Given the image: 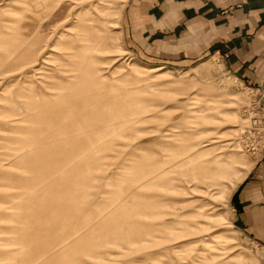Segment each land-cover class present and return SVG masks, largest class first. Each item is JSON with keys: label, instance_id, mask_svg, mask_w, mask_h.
<instances>
[{"label": "rangeland", "instance_id": "obj_1", "mask_svg": "<svg viewBox=\"0 0 264 264\" xmlns=\"http://www.w3.org/2000/svg\"><path fill=\"white\" fill-rule=\"evenodd\" d=\"M125 3L0 0V264H264L230 205L264 153L243 83L131 52Z\"/></svg>", "mask_w": 264, "mask_h": 264}, {"label": "crops", "instance_id": "obj_2", "mask_svg": "<svg viewBox=\"0 0 264 264\" xmlns=\"http://www.w3.org/2000/svg\"><path fill=\"white\" fill-rule=\"evenodd\" d=\"M122 23L139 56L163 52L178 64L219 55L243 84L264 86V0H126ZM230 205L243 235L264 245V153Z\"/></svg>", "mask_w": 264, "mask_h": 264}, {"label": "built area", "instance_id": "obj_3", "mask_svg": "<svg viewBox=\"0 0 264 264\" xmlns=\"http://www.w3.org/2000/svg\"><path fill=\"white\" fill-rule=\"evenodd\" d=\"M247 103L243 117L246 120V132L257 151L264 150V86L253 87L243 84Z\"/></svg>", "mask_w": 264, "mask_h": 264}, {"label": "bare ground", "instance_id": "obj_4", "mask_svg": "<svg viewBox=\"0 0 264 264\" xmlns=\"http://www.w3.org/2000/svg\"><path fill=\"white\" fill-rule=\"evenodd\" d=\"M46 88H47V87H46ZM54 96H55V95H54ZM58 96H59V95H58ZM52 98H54V97H52ZM49 101H50V100H49ZM51 102H52V101H51ZM29 103H30V102H29ZM48 103H49V102H48ZM26 104H27V103H26ZM30 104H31V103H30ZM32 104H33V103H32ZM32 104H31V105H32ZM51 104H52V103H51ZM41 105H42V104H41ZM37 106H38V105H37ZM37 106H36L35 108H37ZM40 107H41V106H40ZM38 108H39V106H38ZM38 108H37V109H38ZM20 111H21V110H20ZM39 111H40V110H39ZM47 111H49V110L47 109ZM55 111H56V110H55ZM44 112H45V111H44ZM45 113H47V112H45ZM45 113H44V114H45ZM65 113H66V112H65ZM27 114H28V113H27ZM29 114H30V113H29ZM29 114H28V115H29ZM37 114H38V113H37ZM37 114H36V115H37ZM34 115H35V114H34ZM40 115H41V112H40V114H38V116H37V120H38V119H42V118L40 117ZM65 115H66V114H65ZM27 117H28V116H27ZM31 117H32V116H31ZM62 117H63V116H62ZM17 118H19V117H17ZM24 118H26V117H24ZM24 118H23V119H24ZM46 118H47V117H46ZM13 119H14V118H13ZM20 119H22V118L20 117ZM30 119H31V118H30ZM30 119H29V121H30ZM59 119H60V118H59ZM31 120H32V119H31ZM33 120H34V119H33ZM11 121H12V120H11ZM13 121H14V122H17V121H19V120H17V121L13 120ZM27 121H28V119H27ZM9 122H10V121H9ZM40 122H43V121H40ZM40 122H39V121L34 122L33 125H32V130H33L34 128H36V127H39V123H40ZM11 123L13 124V122H11ZM28 123H29V122H28ZM15 124H16V123H15ZM17 124H18V123H17ZM44 124H45V122H44ZM20 125H21V124H20ZM21 126H22V125H21ZM22 127H23V126H22ZM25 127H26V126H25ZM29 128H30V127H29ZM20 129H21V128H19V130H20ZM19 130H18L17 132H19ZM22 130H23V129H22ZM29 130H30V129H28V131H29ZM32 130H31L30 132H28V133H31V134H32ZM36 131H37V130H36ZM26 132H27V131H25V134H26ZM33 132H34V131H33ZM23 133H24V131H23ZM23 133H20V134H23ZM34 133H37V132H34ZM34 133H33V134H34ZM41 133H42V132H38L37 134H41ZM14 134H15V133H14ZM25 134H24V135H25ZM43 134H44V133H43ZM17 135H18V134H17ZM24 135H23V136H24ZM26 135H27V134H26ZM26 135H25V136H26ZM19 136H20V135H19ZM31 136H32V135H31ZM33 137H34V136H33ZM13 138H15V137H13ZM16 138H17V136H16ZM21 139H22V138H21ZM28 139H29V138H28ZM32 139L37 140L38 137H37V139H36V135H35V137L32 138ZM32 139H31V141H33ZM15 140H16V139H15ZM15 140H14L13 142H16ZM24 140H25V139H24ZM27 141H28V140H27V138H26V142H27ZM29 141H30V139H29ZM38 141H39V140H38ZM38 141H35V142H38ZM24 142H25V141H24ZM35 142H34V143H35ZM27 143H28V142H27ZM40 143H41V142H40ZM16 144H18V143H16ZM28 144H29V143H28ZM43 144H44V143H41V145H43ZM32 145H33V143H32V144L30 143V146H32ZM24 146H26V145H24ZM24 146H23V147H24ZM30 146H29V147H30ZM27 147H28V146H27ZM41 147H42V146H41ZM17 148H18V147H17ZM19 148H21V147H19ZM35 148H37V147H35ZM41 149H42V148H41ZM15 150H16V149H15ZM19 150H20V149H19ZM33 151H34V150H33ZM13 152H14V150H13ZM15 154H16V153H15ZM15 154H14V156H15ZM15 159H17V157H16ZM146 161H147V160H146ZM9 164H10V163H9ZM2 166H5V165H2ZM144 173H145V174H144V175H145L144 177H146L150 172L148 173V171H145ZM147 182H148V181H147Z\"/></svg>", "mask_w": 264, "mask_h": 264}]
</instances>
